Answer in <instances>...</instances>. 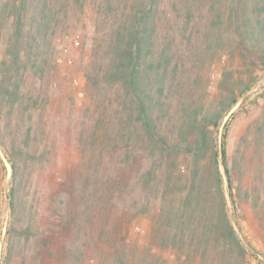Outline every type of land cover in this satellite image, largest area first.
Returning a JSON list of instances; mask_svg holds the SVG:
<instances>
[{
	"label": "trees",
	"instance_id": "obj_1",
	"mask_svg": "<svg viewBox=\"0 0 264 264\" xmlns=\"http://www.w3.org/2000/svg\"><path fill=\"white\" fill-rule=\"evenodd\" d=\"M93 1L118 21L96 34L87 78L120 93L119 117L123 120L116 131L124 134L128 130L137 137L149 168L122 185L118 195L111 193L115 206L106 200L104 208L99 205L101 229L97 238L88 233L93 237L91 253L98 259L91 257L88 262L162 264V254L169 250L175 254L173 264H248L255 256L237 231L242 227L227 154L229 121L223 122L254 87V68L264 66V0H183L180 7L175 6L182 12L177 31L175 26L168 28L177 23L163 9V0ZM62 4V0H0V121L16 113L20 123H28L21 119L29 111L20 109L26 94L22 84L43 72L42 59L55 26H60ZM115 5L121 7L120 14ZM199 5L206 8L205 24L204 16L195 23L192 20ZM200 24V36H185L191 25ZM225 56L214 98L205 104L193 94L199 86L196 72L210 74ZM237 57L246 70L229 68ZM29 97L33 99L32 94ZM262 120L264 115L256 124ZM93 128L98 133L99 122ZM33 129L34 124L25 130L17 124L14 134ZM115 145L113 141L109 151ZM25 147L22 152L13 146L5 158L14 176L8 193L12 214L23 202L17 181L22 167L19 156L32 159L36 155L32 145ZM183 158L190 164L182 171L179 161ZM114 162L127 171L118 166L117 159ZM135 192L143 204L154 205L156 214L153 238L142 246L129 239L132 227L145 215L142 204L129 202L130 193ZM28 232L24 226L12 225L7 250L13 246L11 237L25 236L27 241ZM103 239H107L105 245ZM9 261L4 257L1 264Z\"/></svg>",
	"mask_w": 264,
	"mask_h": 264
},
{
	"label": "rangeland",
	"instance_id": "obj_2",
	"mask_svg": "<svg viewBox=\"0 0 264 264\" xmlns=\"http://www.w3.org/2000/svg\"><path fill=\"white\" fill-rule=\"evenodd\" d=\"M62 1L60 26H55L46 48L43 72L22 84L26 94L20 109L29 111L21 119L28 123H20L16 113L9 116V120L0 121V264L4 257H9L11 264H90L89 258L98 259L91 253L93 237L90 239L88 233L96 235L100 231L105 200L115 206L116 198L111 193L118 195L122 185L149 168L145 151L136 143L137 137H132L128 130L124 134L116 131L123 120L119 117L120 93L105 84L98 86L100 82L94 78H87L95 53V36L118 21L117 17L111 18V12L106 14L93 0ZM182 1L163 0V9L176 23L182 12L175 6L180 7ZM114 8L120 14L121 7L115 5ZM205 9L199 5L192 13L194 23L203 16L206 23ZM171 26H175V31L179 29V23H172L168 28ZM202 30L201 24L191 25L185 36L198 37ZM75 38L79 39L78 46L73 44ZM252 58L250 55L249 60ZM226 61L227 56L210 74L204 70L196 72L199 86L193 92L195 98L205 104L213 100ZM229 68L246 70L239 57ZM254 75V87L240 98L223 124L229 121L227 154L242 227L241 232L238 227L237 231L254 252L255 257L248 264H264V120L256 124L264 115V66L255 67ZM191 82L193 80L188 84ZM5 112L3 110V114ZM98 122L99 131L94 133L93 127ZM17 124L23 130L28 124H34L35 129L16 135ZM113 141L116 145L109 151ZM26 143L34 147L36 155L32 159L19 156L22 167L17 181L23 202L12 214L8 193L14 185V176L5 158L13 146L27 150ZM112 159H117L118 166H125L127 171L116 167ZM189 164L185 158L179 161L182 171L187 170ZM130 195L129 202L137 201L144 206L145 215L129 234L130 241L142 246L153 238L155 207L143 204L136 192ZM229 205L232 216V205ZM12 225L28 228V239L14 235L11 237L13 246L7 250ZM106 240L103 239V245ZM162 256V264H173L172 251H164Z\"/></svg>",
	"mask_w": 264,
	"mask_h": 264
},
{
	"label": "built area",
	"instance_id": "obj_3",
	"mask_svg": "<svg viewBox=\"0 0 264 264\" xmlns=\"http://www.w3.org/2000/svg\"><path fill=\"white\" fill-rule=\"evenodd\" d=\"M73 44L75 46H78L80 44L79 39L75 38L74 41H73Z\"/></svg>",
	"mask_w": 264,
	"mask_h": 264
},
{
	"label": "water",
	"instance_id": "obj_4",
	"mask_svg": "<svg viewBox=\"0 0 264 264\" xmlns=\"http://www.w3.org/2000/svg\"><path fill=\"white\" fill-rule=\"evenodd\" d=\"M221 156H222V152H220V158H221ZM220 166H221V168H222V173L225 174V172H224V167H223L222 163H221Z\"/></svg>",
	"mask_w": 264,
	"mask_h": 264
}]
</instances>
